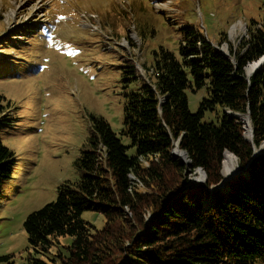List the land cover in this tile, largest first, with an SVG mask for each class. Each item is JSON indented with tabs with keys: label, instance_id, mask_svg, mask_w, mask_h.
I'll return each instance as SVG.
<instances>
[{
	"label": "trees",
	"instance_id": "1",
	"mask_svg": "<svg viewBox=\"0 0 264 264\" xmlns=\"http://www.w3.org/2000/svg\"><path fill=\"white\" fill-rule=\"evenodd\" d=\"M180 31L178 54L154 50L149 75L125 100L121 132L135 153L92 116L75 159L79 178L59 183L53 200L26 215L30 264H254L264 257V153L251 158L253 144L264 140V61L250 76L244 71L264 54V21H251L247 36L228 49L234 61L192 26ZM124 69L125 81L136 77L134 64ZM201 87L206 95L191 111L185 90ZM206 111L215 119H202ZM234 113L249 114L252 140ZM12 122L0 100V208L16 165L2 140ZM175 141L189 166L173 155ZM226 151L242 171L209 190L223 177ZM196 168L205 181L187 184ZM86 209L103 215L101 227L82 218ZM59 236L70 241L50 261L36 256Z\"/></svg>",
	"mask_w": 264,
	"mask_h": 264
},
{
	"label": "rangeland",
	"instance_id": "2",
	"mask_svg": "<svg viewBox=\"0 0 264 264\" xmlns=\"http://www.w3.org/2000/svg\"><path fill=\"white\" fill-rule=\"evenodd\" d=\"M251 21H264V0H0V100L13 117L2 140L16 154L0 208V264H30L23 221L56 197L59 183L79 178L75 159L92 116L105 119L126 152L135 153L121 132L124 104L149 75L154 50L162 46L178 54L180 28L192 26L229 54L247 36ZM249 63L247 76L260 65L246 73ZM132 64L137 75L125 81L124 68ZM185 93L188 108L196 111L205 87ZM202 119L214 120V112L206 111ZM234 162L239 169L235 156ZM197 170L204 176L196 168L189 179ZM81 216L97 228L104 222L94 210ZM54 240L49 252L36 256L50 261L70 237ZM254 264H264V257Z\"/></svg>",
	"mask_w": 264,
	"mask_h": 264
},
{
	"label": "bare ground",
	"instance_id": "3",
	"mask_svg": "<svg viewBox=\"0 0 264 264\" xmlns=\"http://www.w3.org/2000/svg\"><path fill=\"white\" fill-rule=\"evenodd\" d=\"M236 26H237L236 24L232 25L230 32H232ZM256 63L255 62L249 63L246 66V73H250L251 70L254 68ZM237 115L239 116L240 120L242 121L245 137H249L250 136V127H251L249 117L245 113H240ZM261 148H264V140H263L261 146L259 147V149H261ZM175 152L179 153L180 155H182L184 157V154L178 149V146L175 149ZM234 169H235L234 155L230 152H225L224 156H223V160H222L223 175L227 176V175L231 174L234 171ZM197 173H198L197 176L190 178V180H201L203 177L201 171L197 170Z\"/></svg>",
	"mask_w": 264,
	"mask_h": 264
},
{
	"label": "water",
	"instance_id": "4",
	"mask_svg": "<svg viewBox=\"0 0 264 264\" xmlns=\"http://www.w3.org/2000/svg\"><path fill=\"white\" fill-rule=\"evenodd\" d=\"M220 49H221V48H220ZM221 50H222V49H221ZM224 52H225V51H224ZM225 53L228 54L227 52H225ZM261 58H262V60L259 62L260 64L264 61V56H262ZM231 60H232V59H231ZM232 61H234V60H232ZM259 63H257L255 66L257 67V66L259 65ZM255 69H256V68H255ZM253 70H254V69H253ZM253 70H252V71H253ZM250 74H251V73H250ZM248 75H249V74H248ZM246 114H247V116L249 117V114H248V113H246ZM232 115L234 116V114H232ZM252 134H253V133H252V127H250V136H249V137H246V139H248V140H252ZM175 144H176V146H178V145H177V142H176ZM180 150H181V149H180ZM181 151H182V153L185 154V156H187V153H186L184 150H181ZM227 152H229V151H227ZM172 153H173V155L179 156V158H181V160L184 161V162L186 163L187 166H189V159L185 160V159L182 157V155H180L179 153H176V152H174V151H172ZM259 153H264V152H261L260 149H258L257 146H256L255 144H253V153H252V155H251V158H252L253 156L259 154ZM246 167H247V165H245V167L243 168V170L246 169ZM188 169H189V168H188ZM197 169H201V168H197ZM240 171H242L241 168L234 170L231 174H229V175H227V176H223L222 179H221L217 184H215L214 186L210 187L209 190H216V189H220V188H222L223 185H224V183H225L228 179H230L232 176H234L235 174H237V173L240 172ZM202 180H205V174H204ZM199 183H201V180H190V179H189V181H188L187 184H199Z\"/></svg>",
	"mask_w": 264,
	"mask_h": 264
}]
</instances>
